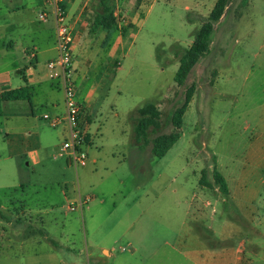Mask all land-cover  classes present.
I'll return each mask as SVG.
<instances>
[{"label":"rangeland","instance_id":"374dc122","mask_svg":"<svg viewBox=\"0 0 264 264\" xmlns=\"http://www.w3.org/2000/svg\"><path fill=\"white\" fill-rule=\"evenodd\" d=\"M98 1L91 0L83 15L84 35L74 52L75 74L88 80L77 95L82 107L83 96L94 89L88 109L94 143L86 165L75 168L61 151V126L53 128L42 119L44 114L55 117L53 104L59 105L58 112L64 108L63 91L51 89L45 67L55 54L51 21L36 18L40 0H18L15 6L0 0V17L5 8L27 7V22L14 15L6 20L9 27L0 26L3 37L14 40L11 48L0 46V73H7L12 89L23 85L16 67H33L41 75L31 99L33 116L27 104L22 117L17 103L2 104L0 264H95L99 247L112 253L101 264H127L141 229L148 242L162 234L170 239L184 217L186 226L203 228L202 241L212 250L237 245V236L222 243L207 230L227 223L256 239L262 255L264 237L249 228L258 218L264 223V0H249L244 8L241 0H230L208 53L182 87L173 80L175 51L191 45L217 0H142L139 5L112 0L117 21L112 34L93 27ZM16 29L30 34L18 36ZM26 49L38 54L37 66ZM192 84L195 93L178 141L162 158L152 156L150 146H136L137 111L156 106L161 126L150 138L168 134L169 115ZM16 133L37 134L36 160L21 154ZM213 171L229 193L218 189ZM78 198L88 202L71 212ZM140 254L132 264H140ZM254 261L259 264L258 258Z\"/></svg>","mask_w":264,"mask_h":264},{"label":"crops","instance_id":"0c3cea01","mask_svg":"<svg viewBox=\"0 0 264 264\" xmlns=\"http://www.w3.org/2000/svg\"><path fill=\"white\" fill-rule=\"evenodd\" d=\"M4 5L15 6L18 0H2ZM91 0H66L65 5L67 8L68 16L70 19L72 33L74 36V51L77 43L80 42L81 38L84 35L82 33L83 27L85 26L84 14L90 11V3ZM21 3L20 8L12 7L10 9L5 8L4 14L0 17L1 25L3 29L9 27V23H6V20L16 15L23 22H27V18L23 15L25 12L26 5ZM42 0L39 2V7L41 8ZM40 11V9H39ZM38 11V14H39ZM21 14V16H19ZM38 14L36 18L38 19ZM39 20V19H38ZM51 21V20H49ZM30 22V21H29ZM51 27L54 30V24L51 21ZM18 31V36L29 35L30 33L25 32L23 29H16ZM13 39L10 37H3V34L0 33V46L11 48L13 46ZM76 41V43H75ZM55 54L49 57L46 60V63L56 57V50L54 47ZM29 52L35 53V58L31 59L28 57ZM25 50V54L27 55L29 60H34L35 65L37 66L38 54L33 50L29 51ZM75 56L73 54L74 68L77 69V62L75 61ZM14 67L16 65H13ZM46 67V65H45ZM17 74L21 75V82L23 85H19L15 89H19L22 87L28 88L29 98L28 100H18L13 101L17 103L18 113L17 115L22 117L26 114L23 113L25 104L29 105L30 115L33 116L34 109L31 107V99L32 95L36 93V88H40L41 84V75L38 73V70L33 67H25L24 69H19L16 67ZM22 71V72H21ZM77 95L79 92L84 90L85 82L82 79H78L75 74ZM10 77L6 74L0 73V92L5 90H11L10 87ZM55 83V85L53 84ZM51 89H60V84L56 80H51L50 84ZM94 89L91 87L87 90V94L83 96L84 102V113L86 120V130L88 133V146L86 148V153L88 154V149L93 146V139L90 132L91 127V114L89 112V105L91 104V96L93 94ZM6 103V102H5ZM24 103V104H22ZM54 116H65V108H63L62 112H58L59 105H52ZM62 117V118H63ZM61 126V134L62 141L67 138L68 128L64 122L60 124ZM17 142H19L21 146V154H27L29 158L36 160V152L39 150V141L37 138V134H25V133H16L13 135ZM34 136V141L31 142L30 138ZM62 148V145H61ZM68 165H71L67 160ZM73 166V165H71ZM74 167V166H73ZM227 186V185H226ZM228 191V190H227ZM229 193V191H228ZM249 217V215H246ZM201 218H204V214H200ZM250 218V217H249ZM253 218V217H252ZM257 219V218H256ZM260 219V220H259ZM183 226H180L176 233L173 234L172 238H167L164 234L157 236L156 241L148 242V233L145 229L140 230V235L138 237L139 243L131 245L132 251L130 257L127 259V264H132L131 259L134 258L135 254L140 251V264H255L254 258H258L259 264H264V253L262 255L259 254V243L256 239H249L246 237L242 229L239 226H234L232 224L225 223L222 225L220 230L212 231V228L209 227L207 230L213 232V234L217 235L222 243H226L230 241L232 238L237 236L236 246L221 248L220 250H212L207 247L206 243H204L203 236H200V231H203V228H191L186 226L187 222L185 217L182 221ZM246 225L249 226L247 222ZM254 226H250L249 229H252L257 236L264 237V223L261 221V218H258L256 222L253 223ZM166 235V234H165ZM226 241V242H225ZM248 248V251L246 249ZM99 256L93 255V259L95 264H101L105 260L110 259L112 257V253L109 249L105 247H99ZM134 264V262H133Z\"/></svg>","mask_w":264,"mask_h":264},{"label":"trees","instance_id":"16d2710c","mask_svg":"<svg viewBox=\"0 0 264 264\" xmlns=\"http://www.w3.org/2000/svg\"><path fill=\"white\" fill-rule=\"evenodd\" d=\"M142 0H136L139 5ZM230 0H217L209 15L201 21L197 30L192 36L191 45L186 49H177L175 55L178 56V68L174 74V83L178 87L184 86L188 76L199 60L209 51L211 35L215 25L224 17L226 8ZM249 0H241V6L248 5ZM99 12L93 20L95 29L104 30L110 34L117 30L116 17L112 12V0H99ZM195 85L186 88L184 96L179 106L169 115V123L172 131L168 134L154 135L160 129L162 113L152 104H147L137 111L138 119L134 126V142L140 149L150 146L149 150L155 158H162L168 150L178 141L180 135L178 130L182 126V118L194 96ZM29 93L27 87L11 89L0 92V115L2 114V104L9 101L28 100ZM214 183L218 189L227 194V186L224 179L215 171L212 174ZM203 183V181H200Z\"/></svg>","mask_w":264,"mask_h":264},{"label":"built area","instance_id":"2783aa9c","mask_svg":"<svg viewBox=\"0 0 264 264\" xmlns=\"http://www.w3.org/2000/svg\"><path fill=\"white\" fill-rule=\"evenodd\" d=\"M66 0H42L38 14L41 22L51 20L55 30L56 57L46 63V70L50 80L59 82L63 91V103L65 116L49 117L42 115V119L55 128L64 122L68 128L67 138L62 143V152H67V159L75 168L86 165L88 146V133L84 109L77 99V88L75 81V68L73 61L74 36L65 5ZM29 58L34 59L35 53L29 52ZM88 199L78 198L77 204H70L69 210L76 211L86 205Z\"/></svg>","mask_w":264,"mask_h":264}]
</instances>
